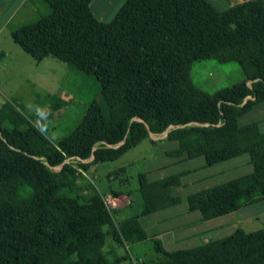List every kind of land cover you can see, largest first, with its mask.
I'll return each mask as SVG.
<instances>
[{
    "label": "trees",
    "instance_id": "16d2710c",
    "mask_svg": "<svg viewBox=\"0 0 264 264\" xmlns=\"http://www.w3.org/2000/svg\"><path fill=\"white\" fill-rule=\"evenodd\" d=\"M93 1L30 0L39 18L12 32L35 60L51 56L92 78L100 97L57 141L35 113L25 115L16 102L0 107V264H134L128 254L112 261L107 238L122 247L149 239L139 218L182 202L172 192L180 174L148 181L139 173L136 190L121 189L127 178L110 187L105 194L127 196V207L134 195L141 201L117 224L120 210L110 212L80 169L115 161L171 126L166 138L179 143L172 156H202L212 166L247 153L254 167L189 194L190 211L210 220L264 201V132L258 122L239 124L264 104V0L224 10L210 0H126L108 22L95 17ZM209 59L239 63L243 79L213 93L199 88L193 64ZM71 158L91 161L75 167ZM152 240L160 257L136 264H264V227L172 251Z\"/></svg>",
    "mask_w": 264,
    "mask_h": 264
},
{
    "label": "rangeland",
    "instance_id": "374dc122",
    "mask_svg": "<svg viewBox=\"0 0 264 264\" xmlns=\"http://www.w3.org/2000/svg\"><path fill=\"white\" fill-rule=\"evenodd\" d=\"M125 1L94 0L91 3V10L97 19L108 22L114 17ZM210 1L218 9L224 10L241 0ZM38 18L39 14L37 10L29 1L26 6L24 5L18 11L13 20L0 31V107L5 102H16L18 107L23 109L25 115L31 116L35 113L34 106H40L49 114L47 126L44 123V130H46L51 139L57 141L70 134L76 128L86 111L88 103L94 99H98L100 95L98 87L92 78L82 76L67 63L51 56L44 58L42 61H37L14 41L12 32L16 28L33 22ZM193 78L199 88L213 93L219 89L239 83L243 79V72L237 62L221 63L215 59H209L197 61L193 64ZM55 93L60 94L63 100L45 101L48 94ZM249 98L251 96L247 99ZM254 121H261L262 125H264V104L256 105L252 110L239 118L240 125ZM37 123L41 124L39 121ZM172 128L174 126H171L165 133L160 135L153 134L155 140L161 142L153 144L150 140H144L119 159L94 165L88 172L84 171L86 176L96 185L102 195L106 196L105 193L108 192V189L110 187H118L124 178H127L128 182L125 183L126 185H122L121 189L126 192L136 190L139 187V173L142 172L147 173L151 179H159L188 168L199 167L201 161L204 160L203 157L186 158L184 160L175 158L174 160L171 155L166 154V151L169 152L177 147L175 141L164 139ZM245 158H248V154H243L213 166H207L205 169H200L199 173L217 172L221 167L228 166ZM90 161L91 159L83 161L75 158L69 162L75 167H79L80 162ZM60 168L61 166L55 169L59 170ZM122 168L125 170L124 172L120 171ZM249 170V167L245 166L226 171L224 175L213 176L204 180L194 179L193 176L183 177L182 185L173 189L174 193L182 198V202L173 208L174 210L162 212L173 213L171 217L174 218L169 220L168 224L166 222L161 224L169 231H176V228L180 227L179 224H182L185 220L192 219L193 221L192 216H186L187 214H185L187 206L186 197L188 194L226 182L248 173ZM111 171H120L119 179L109 181L108 174ZM134 196L135 201L132 207L122 208L118 216L114 215V212H111L115 216L114 219L117 224L122 219L140 211L141 201L138 195ZM241 209V212L233 215L235 226L226 227L222 230L223 233L221 231L207 230L208 232L206 231L204 234L194 237L190 242L183 243L181 240H178L171 245L167 242L165 235L159 236V239L166 249L171 250L205 244L209 240L230 234L238 228L251 232L264 227V201L255 205L245 206ZM156 215L141 218L142 223L146 227L149 226V232H152L153 225H150V223L153 219H157L158 216ZM195 224H198L197 226L201 228H211L208 224ZM156 228L162 227L156 226ZM104 249L109 253L112 261L125 254L131 255L135 259L132 260L130 258L126 261L127 263L129 261L138 263V259L136 260V258L160 257V254L155 251L153 240L150 238L143 242L122 247L108 237ZM115 263L120 264L118 262Z\"/></svg>",
    "mask_w": 264,
    "mask_h": 264
},
{
    "label": "crops",
    "instance_id": "0c3cea01",
    "mask_svg": "<svg viewBox=\"0 0 264 264\" xmlns=\"http://www.w3.org/2000/svg\"><path fill=\"white\" fill-rule=\"evenodd\" d=\"M29 1L30 0H0V31L13 20V18L18 14V11L20 9H22L24 5L26 6L29 3ZM241 1H243V0H241ZM254 122H258L261 131L264 132V125H262L261 121H254ZM251 123H253V122H251ZM251 123H248V124H251ZM248 124L241 125V126H246ZM156 135H160V134H156ZM166 137H164L165 140H167ZM151 138H152L151 142L153 144H155L157 142H161V141L155 140V138L153 137V133L151 134ZM170 141H174V140H170ZM175 142L177 144V147L172 149L171 151H173V150H175V149H177L179 147V143L177 141H175ZM171 151H169V152H171ZM169 152L166 151V154L170 155ZM244 154H247V153H244ZM239 156H241V155H239ZM239 156H237V157H239ZM172 157L174 158V160H175V158H178V160H184V159L188 158L186 156H180V157L179 156H172ZM200 157H202V156H200ZM196 158H198V157H196ZM226 161H228V160H226ZM223 162H225V161H223ZM207 166L208 165L206 164V160L204 158V160L201 161L200 166L197 167V168H192V169L188 168V169H185V170L170 174V175L180 174V182H179V184L174 185L172 187L173 194L176 195L174 193L173 189L175 187H179V186L182 185V183H183L182 180H183V177H185V176H193L194 179L204 180V179H208V178L213 177V176L216 177V176H221L222 174L224 175L226 171H230L232 169L242 168V167H245V166H248L249 169H250L249 172L246 173V174H249V173L253 172V170H254V167H253V164L251 163V159H250L249 155H248V158L241 159L240 161H238L236 163H232V164H229L228 166L221 167L220 169L217 170V172H213L212 171V172L199 173L200 169H205V168H207ZM142 173H144V172H142ZM145 174L147 175V173H145ZM246 174H243V175H246ZM170 175H168V176H170ZM243 175H240L238 177H241ZM165 177H167V176H165ZM165 177H163V178H165ZM238 177H236V178H238ZM147 179H148V181L158 180V179H151V178L148 177V175H147ZM159 179H162V178H159ZM233 179H235V178H233ZM228 181H230V180H228ZM219 184H222V183H219ZM216 185H218V184H216ZM213 186H215V185H213ZM208 188H210V187H208ZM204 189H207V188H204ZM204 189H202V190H204ZM198 191H201V190H198ZM195 192H197V191H195ZM124 197H126V196L125 195L120 196L119 202H121V199H123ZM186 199H187V197H186ZM179 204H181V202ZM179 204H176V205H173V206H169L167 208L161 209V210H159L157 212H154V213H151V214H147L145 216H141L139 218V220L141 221V218L157 214L156 215V216H158L157 219L156 218L153 219L152 222L150 223V225H153V227L151 229L152 232H149V230H148L149 226L146 227L141 221V223H142L143 227L146 229L150 239H152V238L159 239V236L165 235L167 237L166 238L167 242H169L170 243L169 245H171L172 243H174L175 241L177 242L178 240H181L183 243L190 242L194 237L204 234L207 230H210V231H221V233H223L222 230H224L226 227L235 226L234 223H233L234 222L233 221L234 220L233 215H235L238 212L242 211V209H240L238 211H235V212H232V213H229V214L217 217V218H213V219H210V220H204L203 217H202L201 212L198 211V210L190 211L189 207H188V203H187L186 212H188V213L185 212V214H187L186 216H189V215L192 216L194 220L193 221H192V219L191 220H185L184 222H182V224H179L180 227L176 228L177 229L176 231H169V230L165 229L163 227V224H161V223L166 222V224H168L169 220L174 218V217H171V215H173V213H170V212L169 213H162V212H164V211L168 212V211L174 210L173 208H175ZM252 205H255V204H252ZM122 208H126V207H121V208H119L117 210H121ZM195 223H199L200 225H202V224H206L207 225L208 224V226H210L211 228H209V229H206L204 227L201 228L200 226H197L198 224H195ZM156 226H159V227H162V228H156ZM227 235H229V234H227ZM227 235H225V236H227ZM225 236H223V237H225ZM223 237H220V238H223ZM220 238H216V239H220ZM212 240H215V239H212ZM192 247H195V246H192ZM186 248H190V247H186ZM177 249H182V248L171 249V251L172 250H177Z\"/></svg>",
    "mask_w": 264,
    "mask_h": 264
},
{
    "label": "built area",
    "instance_id": "2783aa9c",
    "mask_svg": "<svg viewBox=\"0 0 264 264\" xmlns=\"http://www.w3.org/2000/svg\"><path fill=\"white\" fill-rule=\"evenodd\" d=\"M72 159H75V158L68 159L67 162H69ZM77 159L81 160L80 158H77ZM80 171L85 174V172L82 171L81 169ZM103 196L104 195H102V197ZM119 199H120V196L116 197V196H113L112 194H106V196L103 197V200L107 208L110 210V212H113L114 210H117L121 207H127L132 203V201L127 196L121 199V202H119ZM134 264L136 263L134 262Z\"/></svg>",
    "mask_w": 264,
    "mask_h": 264
},
{
    "label": "clouds",
    "instance_id": "9594fccd",
    "mask_svg": "<svg viewBox=\"0 0 264 264\" xmlns=\"http://www.w3.org/2000/svg\"><path fill=\"white\" fill-rule=\"evenodd\" d=\"M35 109V115L38 118L39 122H43L45 123V125L47 126L48 123V112L46 110H44L43 108H41L40 106H34ZM41 117H43L44 119L41 120Z\"/></svg>",
    "mask_w": 264,
    "mask_h": 264
}]
</instances>
